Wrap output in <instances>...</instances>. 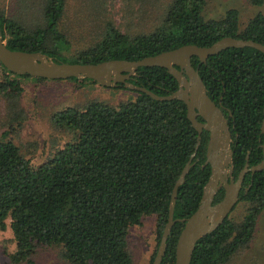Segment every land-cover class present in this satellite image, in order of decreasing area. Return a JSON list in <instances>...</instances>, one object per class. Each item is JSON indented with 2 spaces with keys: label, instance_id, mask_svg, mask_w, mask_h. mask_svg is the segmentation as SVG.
Segmentation results:
<instances>
[{
  "label": "trees",
  "instance_id": "16d2710c",
  "mask_svg": "<svg viewBox=\"0 0 264 264\" xmlns=\"http://www.w3.org/2000/svg\"><path fill=\"white\" fill-rule=\"evenodd\" d=\"M252 3L261 6L262 0ZM17 4L31 7L29 0ZM206 4V0H171L159 25L147 34L121 33L107 21L98 41L67 63L137 61L185 45L209 47L225 37L264 45L263 14L257 13L240 27L236 9L227 10L221 19L206 20ZM65 7L66 0H42L43 25L33 30L0 12L5 46L12 51L40 52L54 60L58 51L69 46L58 30ZM50 37L52 44L47 46ZM191 64L207 95L228 120L236 178L246 163L252 167L263 158L264 54L249 47L227 48L203 64L192 57ZM24 78L47 81L12 74L0 63V95L7 100L18 98ZM68 80L97 84L89 79ZM129 83L157 96L178 90L175 78L160 67L138 68ZM131 92L135 99L117 107L92 102L54 113L53 125L71 139L41 163L32 162L5 139L8 132L0 137V230L8 225L15 241L11 264H36L33 255L40 246H58L70 264H131L126 244L130 228L139 225L142 216L153 215L158 246L173 187L193 154V166L177 190L173 218L184 220L195 212L211 173L205 165L208 133L202 132L195 149L198 134L182 101H156L145 93ZM244 186H249L248 192L241 191L234 207L244 204L243 218L235 222L229 215L200 239L190 264H227L248 245L256 219L264 211V169L247 173ZM223 196L220 189L213 203ZM182 228L179 221L173 225L161 264H174Z\"/></svg>",
  "mask_w": 264,
  "mask_h": 264
},
{
  "label": "rangeland",
  "instance_id": "374dc122",
  "mask_svg": "<svg viewBox=\"0 0 264 264\" xmlns=\"http://www.w3.org/2000/svg\"><path fill=\"white\" fill-rule=\"evenodd\" d=\"M18 0H0V12L6 17L19 19L30 29L43 25L42 0H29L30 8L17 4ZM100 1V2H99ZM206 20L221 19L229 9L239 13L240 27L257 13L264 15V0L261 6L252 0H206ZM171 0H66V7L58 25L59 32L69 42L67 49L56 53L54 61L67 63L79 52L98 41L108 21L115 28L131 36L147 34L159 25ZM99 4V5H94ZM51 37L47 46H51ZM23 93L7 100L0 95V137L13 142L21 153L38 164L50 158L71 135L55 127L51 121L54 113L62 109L82 108L92 102L117 107L133 101L136 94L125 88H108L70 80H47L36 82L22 79ZM246 208L238 204L231 212V219L239 222ZM131 264H149L157 246L155 217L142 216L139 225L130 228L126 237ZM16 251L10 227L0 230V264H11L9 256ZM33 259L36 264H70L63 258L58 246H40ZM23 264V263H22ZM227 264H264V211L257 217L255 229L248 245L241 248Z\"/></svg>",
  "mask_w": 264,
  "mask_h": 264
},
{
  "label": "water",
  "instance_id": "95a60500",
  "mask_svg": "<svg viewBox=\"0 0 264 264\" xmlns=\"http://www.w3.org/2000/svg\"><path fill=\"white\" fill-rule=\"evenodd\" d=\"M253 48L264 54V45L252 40L225 37L209 47L185 45L145 57L137 61L108 60L96 64L59 63L40 52H23L9 50L3 41L0 28V63L15 75L44 78L47 80L89 79L102 87L116 88L120 85L130 91L145 93L156 101H182L186 106V116L197 132V144H200L203 131L208 133L206 161L211 169L210 177L203 189L200 204L195 212L184 220H174V207L177 190L184 184L186 175L193 166L191 156L177 179L171 194L167 223L161 235L152 264H161L167 248V240L173 225L179 221L183 228L175 247L174 264H190L197 242L215 231L231 214L240 199L242 183L247 173L254 175L264 169V139L261 144L263 158L255 166L246 163L233 181V151L231 149V132L228 120L221 108L207 95V90L199 76L198 70L191 64L196 57L200 64L209 56H214L227 48ZM140 67H160L167 70L178 84V90L168 96H157L146 88L129 83ZM198 118L202 119L199 121ZM260 132L264 137V107ZM223 189L221 201L214 204L215 195ZM248 192L245 189L244 193Z\"/></svg>",
  "mask_w": 264,
  "mask_h": 264
},
{
  "label": "flooded vegetation",
  "instance_id": "af4514ba",
  "mask_svg": "<svg viewBox=\"0 0 264 264\" xmlns=\"http://www.w3.org/2000/svg\"><path fill=\"white\" fill-rule=\"evenodd\" d=\"M198 119H200V118H198ZM200 120H202V119H200ZM239 175V174H238ZM238 175H237V177H238ZM237 177L236 178H234V176H233V181H236L237 180ZM244 182H245V179H244V181H243V183H242V190L243 191H245V189H249V186H244ZM241 190V191H242ZM241 193V192H240ZM214 202V201H213Z\"/></svg>",
  "mask_w": 264,
  "mask_h": 264
}]
</instances>
